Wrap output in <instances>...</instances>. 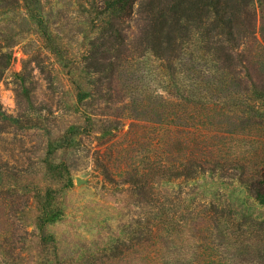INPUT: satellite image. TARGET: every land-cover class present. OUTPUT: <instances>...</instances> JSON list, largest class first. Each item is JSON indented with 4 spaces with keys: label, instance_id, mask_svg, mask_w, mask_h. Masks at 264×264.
<instances>
[{
    "label": "trees",
    "instance_id": "trees-1",
    "mask_svg": "<svg viewBox=\"0 0 264 264\" xmlns=\"http://www.w3.org/2000/svg\"><path fill=\"white\" fill-rule=\"evenodd\" d=\"M45 1L0 0V80L12 62L13 47L28 35L38 36L42 48L68 74L75 66L66 57L63 40L53 33ZM70 1L84 18L80 33L87 40L80 68L73 69L78 73L71 76L72 110L80 113L82 103L111 109L130 101L124 107L130 111L139 104L147 83L155 81L153 72L161 98L166 99L170 129L161 130L160 137L156 129L144 137L137 131L140 125L129 122L127 145L121 148L126 159L116 174L125 187L120 195L129 206L146 210L143 219L134 221L131 247L144 246L142 252H132L133 264H264V217L251 219L242 201L228 211L213 201L223 197L218 186L240 188L264 210V157L257 163L251 155L225 157V144L220 142L229 134L264 145V0ZM22 83L17 95L33 112L32 91ZM81 113L79 124L48 138L41 162L42 187L24 188L32 195V224L39 251L46 255L56 252L48 227L64 216L59 203L73 185L57 154L72 151L80 136L98 132L100 139H111L125 120L110 116L113 120L102 124L100 114ZM0 120L17 130L35 125L5 115L1 106ZM143 141L147 152L160 155L157 161L147 158L145 168L137 156L129 161L125 155L128 144ZM104 173V179L114 183L113 176ZM175 181L211 185L196 187L193 197L212 198L200 205L203 210L195 212L186 226L166 212L159 197L160 186ZM181 243L187 244L186 250L178 249Z\"/></svg>",
    "mask_w": 264,
    "mask_h": 264
},
{
    "label": "rangeland",
    "instance_id": "rangeland-1",
    "mask_svg": "<svg viewBox=\"0 0 264 264\" xmlns=\"http://www.w3.org/2000/svg\"><path fill=\"white\" fill-rule=\"evenodd\" d=\"M44 3L48 14L52 13L49 20L53 22V33L63 40L66 57L75 66L72 65L68 74L42 48L38 36L28 35L13 47L12 62L0 80V106L4 114L35 124L28 129L17 130L0 120V260L7 264H133L132 252L136 255L143 251L144 246L131 247L132 231L137 228L134 221L143 219L146 210L129 206L128 199L120 195V190L125 187L116 174L122 171L126 159L121 148L127 145L125 133L129 122L140 125L137 131L144 137L148 135L146 132L154 129L159 131V137L161 130L170 129L166 99L161 98L157 76L153 72L151 78L155 81L147 83L139 104L130 111L124 108L130 102L127 101L124 106L117 105L111 109L102 104L89 109L82 103L78 107L80 113H75L72 105L69 106L74 103L70 82L71 76L73 78L78 73L73 69L80 68L79 60L87 48V40L80 33L84 18L78 14L76 3L70 0H47ZM57 11L60 14H55ZM148 68L154 69L153 66ZM22 80L32 91L33 112L17 95ZM88 110L100 114L98 119L102 124L112 121L110 116H123L121 118L125 120L122 119L111 139H100L98 132L80 136L72 151L57 154V158L66 163L73 185L63 192L59 203L64 216L48 227V233L55 240L56 252L46 255L39 251L38 232L32 224V195L24 188L42 187L41 162L48 138H55L68 126L79 124L81 112ZM223 138L220 142L225 144V157L235 154L240 159L251 155L255 163L264 157V145H253L254 141L243 136L237 139L227 134ZM142 143L145 144L144 141L136 146L128 144L125 155L130 157L129 161H135L134 156H137V163L145 168L149 166L147 158L157 161L160 155L156 150L147 152L146 145ZM253 146L257 148L256 152L250 151ZM104 172L113 176L114 183L104 179ZM76 178L86 180L87 184L76 186ZM199 186L211 185L203 181L195 186L191 182L175 181L159 188V197L165 203L166 212L176 215L183 226L191 222L195 212L203 210L201 204L205 206L212 198L211 195L193 197ZM201 190L199 188L197 192ZM217 192L223 196H215L213 200L219 209L224 207L228 211L232 205L236 207L243 202V211L251 214V219L260 221L264 217V210L247 198L240 188L225 190L218 186ZM166 201L170 202L168 207ZM177 210L179 213L176 214ZM180 245L179 250L187 249V244ZM169 246L172 252L173 247Z\"/></svg>",
    "mask_w": 264,
    "mask_h": 264
},
{
    "label": "water",
    "instance_id": "water-1",
    "mask_svg": "<svg viewBox=\"0 0 264 264\" xmlns=\"http://www.w3.org/2000/svg\"><path fill=\"white\" fill-rule=\"evenodd\" d=\"M86 184H87L86 180H83V179H80V178H76L75 179V185L76 186H81V185H86Z\"/></svg>",
    "mask_w": 264,
    "mask_h": 264
}]
</instances>
